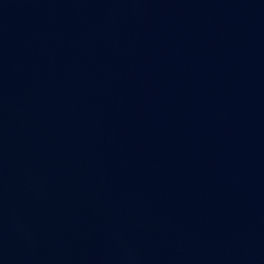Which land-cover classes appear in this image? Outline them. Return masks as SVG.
Here are the masks:
<instances>
[{
	"label": "water",
	"instance_id": "1",
	"mask_svg": "<svg viewBox=\"0 0 264 264\" xmlns=\"http://www.w3.org/2000/svg\"><path fill=\"white\" fill-rule=\"evenodd\" d=\"M0 264H264V0H0Z\"/></svg>",
	"mask_w": 264,
	"mask_h": 264
}]
</instances>
